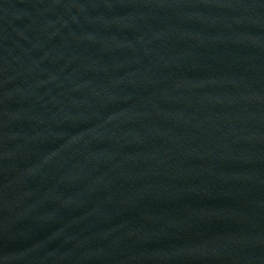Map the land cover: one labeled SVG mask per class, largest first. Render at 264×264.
<instances>
[{"label":"water","instance_id":"95a60500","mask_svg":"<svg viewBox=\"0 0 264 264\" xmlns=\"http://www.w3.org/2000/svg\"><path fill=\"white\" fill-rule=\"evenodd\" d=\"M0 264H264V0H0Z\"/></svg>","mask_w":264,"mask_h":264}]
</instances>
